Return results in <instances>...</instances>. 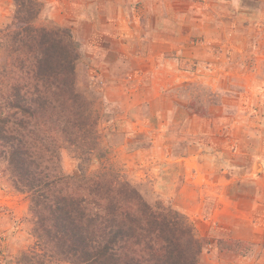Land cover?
<instances>
[{
    "label": "rangeland",
    "instance_id": "374dc122",
    "mask_svg": "<svg viewBox=\"0 0 264 264\" xmlns=\"http://www.w3.org/2000/svg\"><path fill=\"white\" fill-rule=\"evenodd\" d=\"M38 1L36 25L81 46L77 85L100 118V154L151 204L188 217L201 264H264V0ZM14 8L0 0V29ZM62 165L100 166L69 151ZM229 193L249 218L234 232ZM32 229L29 196L0 165V264Z\"/></svg>",
    "mask_w": 264,
    "mask_h": 264
},
{
    "label": "trees",
    "instance_id": "16d2710c",
    "mask_svg": "<svg viewBox=\"0 0 264 264\" xmlns=\"http://www.w3.org/2000/svg\"><path fill=\"white\" fill-rule=\"evenodd\" d=\"M14 5L0 29V165L29 196L34 241L13 264H201L188 218L151 204L97 150L100 118L78 89L72 32L38 27V0ZM65 151L100 166L67 173Z\"/></svg>",
    "mask_w": 264,
    "mask_h": 264
},
{
    "label": "crops",
    "instance_id": "0c3cea01",
    "mask_svg": "<svg viewBox=\"0 0 264 264\" xmlns=\"http://www.w3.org/2000/svg\"><path fill=\"white\" fill-rule=\"evenodd\" d=\"M232 181H229L228 183L232 184L231 183ZM234 197L233 195H230L229 193V197L226 196V198L224 199H221V202L225 205V206H228V205H233V211H232V215H233V218H235L232 222H231V227L229 228L230 230H232L234 232V230H237L239 231L240 229H243L245 228V225H248V222H247V217L246 216V213H244L243 209L240 208V209H236L235 207V204L234 203ZM233 201V203H232ZM260 202V201H259ZM259 208V205L258 207H255L253 209H250L249 210V215H251L253 213V210L254 211H257V209ZM236 209V210H235ZM246 212H248V210H246ZM182 214V213H181ZM184 215V214H183ZM248 216V215H247ZM188 218V217H187ZM189 220V219H188ZM190 221V220H189ZM191 222V221H190ZM192 223V222H191ZM193 225V224H192ZM249 229L251 228V225L248 227ZM251 234L253 236H256V234H260V222L258 221V223L255 225L254 228H251ZM256 233V234H255Z\"/></svg>",
    "mask_w": 264,
    "mask_h": 264
}]
</instances>
